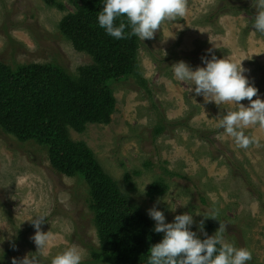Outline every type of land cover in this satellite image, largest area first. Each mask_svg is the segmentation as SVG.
Returning a JSON list of instances; mask_svg holds the SVG:
<instances>
[{"label": "rangeland", "instance_id": "rangeland-1", "mask_svg": "<svg viewBox=\"0 0 264 264\" xmlns=\"http://www.w3.org/2000/svg\"><path fill=\"white\" fill-rule=\"evenodd\" d=\"M60 1L64 9L47 0H0V61L12 67L57 62L72 74L92 62L62 33L61 21L76 6ZM255 12L251 0H186L183 18L164 22L151 39L141 40L140 70L114 85L110 122L89 123L82 132L70 128L69 134L92 149L147 216L165 195L175 206L171 211L166 202L156 204L166 222L185 212L199 222L203 217L196 211L215 206L219 220L205 219L207 234L224 224L225 240L251 251L248 264H264V128H244L255 143L238 147L217 126L225 109L237 106L205 103L168 68L179 60L203 66L200 58L211 48L217 58L241 61L264 100V34L250 25ZM155 181L165 182L167 190L150 199L147 191ZM38 214L47 217L42 230L50 234L44 264L66 247L80 251L81 264H108L87 183L55 169L45 146L0 127V264L36 251L30 239L35 229L26 219ZM192 230L204 237L195 224Z\"/></svg>", "mask_w": 264, "mask_h": 264}, {"label": "trees", "instance_id": "trees-1", "mask_svg": "<svg viewBox=\"0 0 264 264\" xmlns=\"http://www.w3.org/2000/svg\"><path fill=\"white\" fill-rule=\"evenodd\" d=\"M70 1L76 10L67 13L60 29L92 62L72 74L57 62L12 67L0 61V127L22 141L45 146L55 169L87 183L101 254L108 264H146L149 248L163 234L152 231L154 222L103 169L92 149L69 134L70 128L82 132L89 123L110 122L116 105L114 85L139 72L142 41L106 34L97 22L104 0ZM47 2L65 8L60 0ZM166 190L165 182L155 181L147 195L155 199Z\"/></svg>", "mask_w": 264, "mask_h": 264}, {"label": "clouds", "instance_id": "clouds-1", "mask_svg": "<svg viewBox=\"0 0 264 264\" xmlns=\"http://www.w3.org/2000/svg\"><path fill=\"white\" fill-rule=\"evenodd\" d=\"M251 5L256 12L250 25L255 29L254 32L264 34V0H251ZM185 13L186 0H104L97 22L106 34L117 40L129 35L144 41L151 39L164 22L176 21L183 18ZM120 17H124L127 23L125 19L115 23ZM126 28L130 29L127 34ZM200 59L203 66L193 68L187 62L179 60L168 68L175 80L188 82L189 92L202 96L205 103H230L237 106L233 110L225 109L218 118L217 126L234 138L238 147L247 148L255 140L246 135L243 129L250 125L264 128V100L257 95L258 89L245 75L247 70L241 61L237 64L225 57L217 58L211 48ZM245 99L247 105L240 103ZM144 187L141 193L144 192ZM161 201L168 204L169 210L175 211V206H171L167 195L158 198L154 206L148 209V216L155 222L152 231L163 235L159 242L149 248L146 264H248L252 260L249 249L225 240L224 224L220 223L214 234H207L205 219H218L219 216V209L215 206L203 212L196 211L197 215L203 217L199 222H194L192 212L177 214L171 222H166L163 211L156 207ZM46 218L45 215L38 214L26 219L35 229L30 239L36 245V251L29 252L20 259L14 257L12 264H44L50 241L49 231L42 230ZM194 224L204 234V239H200L197 232L192 230ZM81 261L82 255L76 247H66L51 255L48 264H81Z\"/></svg>", "mask_w": 264, "mask_h": 264}]
</instances>
